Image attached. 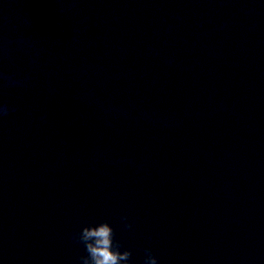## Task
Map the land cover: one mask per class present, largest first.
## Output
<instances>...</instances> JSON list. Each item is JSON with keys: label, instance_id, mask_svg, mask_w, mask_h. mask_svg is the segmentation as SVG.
I'll use <instances>...</instances> for the list:
<instances>
[{"label": "water", "instance_id": "1", "mask_svg": "<svg viewBox=\"0 0 264 264\" xmlns=\"http://www.w3.org/2000/svg\"><path fill=\"white\" fill-rule=\"evenodd\" d=\"M263 177L264 0H0V264H190Z\"/></svg>", "mask_w": 264, "mask_h": 264}, {"label": "clouds", "instance_id": "2", "mask_svg": "<svg viewBox=\"0 0 264 264\" xmlns=\"http://www.w3.org/2000/svg\"><path fill=\"white\" fill-rule=\"evenodd\" d=\"M125 221L124 227L131 228L127 223V217L122 216ZM112 227L102 221L96 225L84 226L74 239L82 243L87 255L80 256L79 264H130L131 252L127 249L120 251L119 241L114 242ZM145 264H157V258L152 254L151 249L145 248Z\"/></svg>", "mask_w": 264, "mask_h": 264}]
</instances>
